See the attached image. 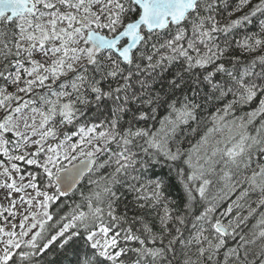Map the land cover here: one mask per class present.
<instances>
[{
    "label": "snow or ice",
    "instance_id": "6c2138e0",
    "mask_svg": "<svg viewBox=\"0 0 264 264\" xmlns=\"http://www.w3.org/2000/svg\"><path fill=\"white\" fill-rule=\"evenodd\" d=\"M251 3L239 0L234 11L242 15L221 23L218 0H0V188L24 193L19 201L27 205H0V264H40L53 245L74 264H264V54L248 61L234 54L264 50V20L260 33L233 40L251 17L264 15V0L244 12ZM172 67L174 78L160 82L163 95L153 94V74ZM200 85L209 90L205 100L225 103L185 152L173 142L181 125L198 122ZM154 104L170 110L159 129L137 126L155 118L139 106ZM102 106L109 117H100ZM161 158L179 162L187 197L179 211L170 207L176 202L166 198L165 181L149 176ZM19 161L42 173L20 174L18 184ZM94 169L111 171L91 181L83 204L70 214L61 215L59 205L50 211ZM126 194L139 210L162 208L159 230L142 215L118 211ZM197 200L203 207L193 215ZM17 216L18 223L9 221ZM228 240L236 244L221 260Z\"/></svg>",
    "mask_w": 264,
    "mask_h": 264
},
{
    "label": "trees",
    "instance_id": "16d2710c",
    "mask_svg": "<svg viewBox=\"0 0 264 264\" xmlns=\"http://www.w3.org/2000/svg\"><path fill=\"white\" fill-rule=\"evenodd\" d=\"M239 3V0H227V7H225L224 3L221 2V0H218V19L221 20V23H226L230 19L238 18L242 15L241 12L234 11L236 5ZM259 3V0H252V3L248 6H245L243 11L248 12L255 4ZM229 13H232L231 16H229ZM264 20V15H261L260 13H257L255 17H251V23H245L241 28L237 29L236 32L233 34V40H240L244 35H251L253 33H260V21ZM235 46V45H234ZM235 55H239L243 61H248L258 55L264 54V50H260L253 53H247L240 50H237ZM178 70L177 67L169 68L167 71L163 72L160 76H156L155 73L153 74L154 81L150 80L149 82L152 83V89L151 92L153 94L157 92H161V81H163L165 84L168 80L173 79L175 76L176 71ZM143 74L141 75V79H143ZM3 82L0 81V84ZM134 88L137 91V93L140 92V85L135 83V80L133 81ZM192 87H195V85H192ZM166 90V89H165ZM38 92H43V89H37ZM209 92L208 88L204 85H200V96H198L197 102L201 104V108L198 110V122H190L188 125H181L180 129L177 132L176 135V141L173 142V147L175 146L176 142H179V146L187 152L188 150L192 149L193 146L197 145V142L200 140V137L204 134L207 128L212 126V116L216 114L218 109H221L225 103V101H219V100H213L208 99L205 100V95ZM184 94L191 95V88L185 87L184 88ZM31 95V94H30ZM161 95H163V92H161ZM175 95L179 98L181 97L180 91H177ZM30 98V97H29ZM179 106V105H177ZM255 104L247 105L243 107H239L235 113V117L243 116L246 112L251 111L252 107H254ZM133 112L137 111L138 104L132 103L130 105ZM142 110L149 112L151 115H153L154 119H149L147 123L141 121L137 126L139 127H149L153 131L159 129L160 122L169 115V109L166 104H154L151 107H144L142 105L139 106ZM152 108L155 109V112H152ZM95 106L93 105L89 109V115H92L95 113ZM101 118H107L110 116V111L108 107L102 106L101 113L99 114ZM129 115H125V119H128ZM233 116H229L227 119L231 120L233 119ZM193 129H196V131H193ZM68 131H72V126H68ZM1 159H6L2 156H0ZM101 160L104 159V157L100 158ZM20 164V168L22 172L29 173V172H36L39 171L42 173V169H37L34 165H27L23 161L18 162ZM65 165H67L68 161L64 162ZM177 164L179 162H172V161H166L163 158H161V163L153 170L149 172L150 177L159 176L165 181V187L163 189L165 196L168 200L175 201L176 203L174 205H170V207H173L177 209L178 211L182 209V206L187 202V197L185 195L184 188L182 187V184L180 180L177 178ZM181 167H184L185 172L188 171V168L186 165H180ZM111 169H100L99 171H96L95 169L92 172H88L82 181L76 186L75 189H73L70 193H68L67 196L61 197L60 201L54 203L52 205V208L50 211L55 212L57 209V205H59V213L61 215L64 214H70L72 209L75 207L76 204H83V199L85 196H88L92 189L95 187L91 181L99 179L101 174H107L110 172ZM195 186V185H193ZM220 185H215L213 188L210 189V192L213 195L218 194L217 190L219 189ZM83 194V195H82ZM234 198V197H233ZM253 201L256 199V195L253 194L252 198ZM230 201H225L223 207L227 206V203ZM127 204L128 208L125 209L124 205ZM253 207H255V203L252 204ZM202 203L197 200L193 207V215L199 214V212L202 210ZM119 212L127 211L129 218L135 216V215H142L144 218L154 227V230H159V215L163 214L162 208L159 206L156 209H144L139 210L136 206L134 201L132 200V196L126 194V199L123 200L120 204V207L118 208ZM260 211H264V208H261ZM247 214L246 212L244 213ZM258 216V213H257ZM256 216L251 218L247 225L244 226V231L248 232L249 229L252 228V226L256 223ZM192 217H189V220H191ZM172 226L171 224L169 225ZM136 227L138 228L139 225L137 224ZM185 232V236L189 234L191 230L190 223L186 224L185 228L183 229ZM236 241L228 240L225 249H221V256L219 257L221 260L223 258V252L226 250L227 247H233L235 246ZM133 246H138L133 243ZM151 246V245H150ZM177 248H179V244H177ZM192 252H195V248H193ZM129 255H133L132 253H129ZM40 261V264H69V261H72L74 264L75 257L71 255H66L62 251H59L56 249V246L53 245L51 249H49L46 253H44L41 257L37 258ZM193 259H195V255H193ZM176 264V262H174Z\"/></svg>",
    "mask_w": 264,
    "mask_h": 264
},
{
    "label": "rangeland",
    "instance_id": "374dc122",
    "mask_svg": "<svg viewBox=\"0 0 264 264\" xmlns=\"http://www.w3.org/2000/svg\"><path fill=\"white\" fill-rule=\"evenodd\" d=\"M37 58L39 59V57H37ZM9 91H13V89L9 88ZM21 95H23V94H21ZM24 99H29V96H24ZM0 115H2V113H0ZM81 158H83V157H81ZM73 162L74 161H72V163ZM67 165H69V162L67 163ZM19 166H20V164H19ZM0 171H2V169H0ZM20 174H23L27 177V174L22 172V170H21V173H19V174L15 173V172H13V174H12L13 177H15L17 179L18 184L20 183V181H19V175ZM4 180H5V177L0 176V183H3ZM24 183H27V179L24 181ZM27 192L32 194V195L35 194L32 189H28ZM9 193H11V194L9 195ZM20 195H24V193H15V192H12L11 190L0 188V205H3V207L7 208L10 206V200H16L17 201L16 209L19 211H23V209L26 208L27 205H22L20 203V201H19ZM5 215H7V213H5ZM19 220H20V216H17L15 218L9 217V221L11 223H18ZM0 225H3V217H0Z\"/></svg>",
    "mask_w": 264,
    "mask_h": 264
},
{
    "label": "water",
    "instance_id": "95a60500",
    "mask_svg": "<svg viewBox=\"0 0 264 264\" xmlns=\"http://www.w3.org/2000/svg\"><path fill=\"white\" fill-rule=\"evenodd\" d=\"M81 160H83L84 158H80ZM79 161H74L73 163H78ZM66 166H71L70 164L69 165H66ZM88 172L87 171H85L84 172V174L80 177V179L77 181V184H76V186L82 181V179L84 178V176L87 174ZM76 186L73 188V189H75L76 188ZM71 192V191H70ZM69 192V193H70Z\"/></svg>",
    "mask_w": 264,
    "mask_h": 264
}]
</instances>
